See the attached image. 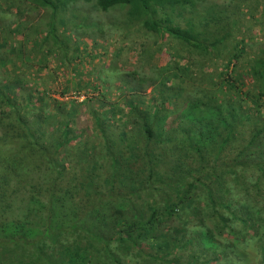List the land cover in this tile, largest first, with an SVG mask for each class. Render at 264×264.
I'll return each mask as SVG.
<instances>
[{"label": "trees", "instance_id": "1", "mask_svg": "<svg viewBox=\"0 0 264 264\" xmlns=\"http://www.w3.org/2000/svg\"><path fill=\"white\" fill-rule=\"evenodd\" d=\"M221 1L0 0V264H264V0ZM78 3L164 57L146 101L100 93Z\"/></svg>", "mask_w": 264, "mask_h": 264}, {"label": "rangeland", "instance_id": "2", "mask_svg": "<svg viewBox=\"0 0 264 264\" xmlns=\"http://www.w3.org/2000/svg\"><path fill=\"white\" fill-rule=\"evenodd\" d=\"M217 3H222L221 0H215ZM75 11L70 12L66 21L68 22L65 27H60V32L64 34L67 42L71 46L75 47L78 45L83 54L84 58L88 54L92 53L95 57H103V60H95L93 64H90L88 71L90 72V78L94 82L101 84V92L107 95L109 102H115L117 105L122 106L125 102L126 90L135 89L134 93L137 97L142 98L146 101L151 93L153 86L158 84L159 79L153 80L150 77L145 80L141 86L138 85V81L144 76L143 69L150 70L152 67L164 68L163 65L164 57L158 55L154 58L153 62L146 65L148 62L144 61L142 56L134 53L138 45L133 44V49L127 48L125 54L121 57H116L110 52L111 49L118 50V46L115 43L108 45L109 40L113 38L118 39L119 32L115 30L120 28L122 23L125 22L124 13L122 9H116L111 14L104 15L96 12L91 5L85 3H78L74 6ZM101 28L102 31L99 29ZM65 29L66 32L63 30ZM117 35V36H116ZM138 44L149 45L153 42L152 39L144 38L142 35L136 37ZM130 42V41H128ZM126 43V41H125ZM131 43V42H130ZM107 44L106 46H104ZM101 45V46H99ZM127 47V45L125 46ZM152 66V67H151ZM135 72L137 74H135ZM143 76V77H139ZM126 85V86H124ZM119 91H122L121 94ZM58 97V96H56ZM78 96L72 94V98L78 99ZM84 98L80 99L82 102ZM61 101V100H60ZM84 109V108H83ZM86 112L82 111V114ZM85 124V123H84ZM259 260H253L249 258L248 264H258Z\"/></svg>", "mask_w": 264, "mask_h": 264}]
</instances>
